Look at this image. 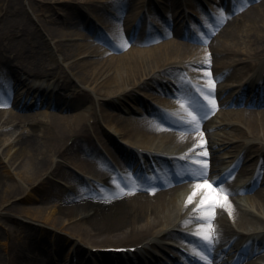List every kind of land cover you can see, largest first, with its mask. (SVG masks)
Listing matches in <instances>:
<instances>
[{"label":"bare ground","instance_id":"1","mask_svg":"<svg viewBox=\"0 0 264 264\" xmlns=\"http://www.w3.org/2000/svg\"><path fill=\"white\" fill-rule=\"evenodd\" d=\"M69 1L0 0V102L19 111L37 107L25 115L0 110V136L9 133L0 143V264H204L200 257L264 264V188L245 193L255 183L242 184L249 166L260 167L264 180V0H212L226 8L212 24L219 27L212 39L175 29L174 17L202 7L199 0H75L84 9L81 22L49 8ZM234 9L236 21L228 15ZM32 19L48 40L36 35ZM160 19L162 31L148 34ZM208 61L217 107L191 101L198 119L208 113L201 141L184 122L190 117L173 120L158 108L185 113L181 101L168 99L164 82ZM253 71L260 74L249 79ZM239 95L252 109H225ZM197 158L207 160L214 182L217 167L241 165L219 184L231 216L216 209L219 236L211 246L194 234L201 227L194 209L205 192L192 182Z\"/></svg>","mask_w":264,"mask_h":264},{"label":"snow or ice","instance_id":"2","mask_svg":"<svg viewBox=\"0 0 264 264\" xmlns=\"http://www.w3.org/2000/svg\"><path fill=\"white\" fill-rule=\"evenodd\" d=\"M207 59V58H206ZM204 76L207 77L206 80V89L200 88L199 91L204 94V99L206 100L205 107L209 108L211 111H215L217 104L214 96V87L215 81L212 78V74L210 71H205ZM2 106V105H0ZM180 108L183 109L188 117L189 120L184 121L185 123L189 124L192 128V132H198L203 141V132L200 131V120L207 118V112L204 113L202 117L198 119L197 115L193 113L196 111L195 108H192L191 101H181ZM191 109V110H189ZM199 147H203V143L197 145ZM195 151V147L190 150L189 155ZM199 155V154H198ZM203 156H207V151L204 150L202 152ZM193 163L197 165V168L193 170V183L196 189H204V195L201 197L197 208L194 209V213L196 215L195 222L200 224L201 227L196 230L194 233L197 235L203 243L207 246L213 245L218 240V232L216 231V227L213 223L215 216H216V209L223 208L225 211H228L229 216H231V204L228 200V191L225 188L219 187V184L214 181L208 180L207 175V168L208 163L207 160H201L199 158L193 160ZM202 181V183H201ZM196 193L193 192L192 195L188 197V200L185 202V206L188 203H191L193 196ZM189 223H193V218H189L186 221V226ZM199 255V254H197ZM201 260H204V264H208V261L205 257H200Z\"/></svg>","mask_w":264,"mask_h":264},{"label":"rangeland","instance_id":"3","mask_svg":"<svg viewBox=\"0 0 264 264\" xmlns=\"http://www.w3.org/2000/svg\"><path fill=\"white\" fill-rule=\"evenodd\" d=\"M77 2L78 1H75V0H72V1H69V2H65V3H57V4H53L51 7L49 6V8H51L52 9V11L54 10V11H56V12H58V16H64L65 14H67V13H70L72 16L74 15V18L76 19V20H78V21H80L81 22V20H83V21H85L82 17L84 16L83 15V10H81V7H79V6H77ZM199 2H200V4L202 5V7H200V8H204V5H203V1L202 0H199ZM212 3V1H210V4ZM252 3H255V2H252ZM194 4H196V1L194 0ZM246 4L243 6L244 8H246ZM200 8H195L194 10H191V9H189V11L191 12V13H195V12H197V11H199V9ZM47 10H48V8H47ZM216 12H218L219 14L220 13H222L220 10H216ZM235 18V21L236 20H238V18H236V17H234ZM31 22V21H30ZM83 23V22H82ZM237 23V22H236ZM31 24V26L34 28L35 26H38V32L39 33H36V35L41 39V38H46V40H48L49 39V37L47 36V32H45L44 30H42L41 28H40V26L39 25H37L38 23L36 22V20H34V19H32V22L30 23ZM236 25V24H235ZM238 25V24H237ZM209 29H211V28H209ZM72 31H74L75 33H82V32H85V30H81V28H78V27H74V28H72ZM218 30H214V32H211L212 34H208V36L206 37L207 39H212V37L216 34V32H217ZM171 34H172V32H171ZM43 36V37H42ZM212 36V37H211ZM41 47H42V44H41ZM38 50V49H37ZM45 50H43V52H44ZM242 51V50H241ZM241 51H239V52H241ZM240 57H241V55H240ZM223 58V57H222ZM10 64H12V65H14V67H16V64L15 63H10ZM51 65H52V63H48V67H51ZM61 81L60 82H62L63 81V79H60ZM66 93H67V90L66 91H63L62 92V94H65L66 95ZM69 93H71V92H69L68 91V94ZM80 99H83L82 97H80ZM7 101H3V102H0V105H2V106H0V110L1 109H7V108H12L14 111H16V112H19L18 114L19 115H25V114H31V112H33L34 110H35V108L34 107H30V109H26L25 111H19V110H17V109H15L13 106L12 107H10V106H8L7 104L8 103H6ZM240 103H242V104H240V105H237L236 107H234V108H236V109H240V108H248V109H252L251 107H252V105H249V106H247V105H245L243 102H240ZM231 106H235L234 104H229L228 106H227V108H225V109H232V107ZM134 107H137V105H135ZM133 107V108H134ZM136 109V108H135ZM52 111H55V110H52ZM28 128H26V127H24V126H19V128H18V130H27ZM9 138V133H3L1 136H0V143H2V141H6L7 139ZM87 142V141H86ZM94 143H96L97 145H98V148L100 149V151L103 153V150H102V147H101V142H99V140H95L94 141ZM85 144V143H84ZM92 145H93V142H92ZM1 150H2V148H1ZM0 150V151H1ZM77 150V149H76ZM244 162H246V160L244 161ZM66 164H67V162H66ZM69 164V163H68ZM247 164V163H246ZM53 180H54V182H56L58 185H60V187H64V188H67V187H65V186H67V185H63L62 183H59V181L60 182H62L60 179H59V177L58 176H56V177H54L53 178ZM86 182H88V183H90L91 184V179H86ZM176 183H179V181H176L175 182V184ZM222 185H224V184H222ZM52 200H55V199H49V206H51L52 204H54V202L52 201ZM39 203H37V202H34V205H38ZM39 225H41V226H44V227H46V226H48L47 224H44V223H38ZM47 228V227H46ZM49 229V228H48ZM67 243L69 244V241H67ZM264 246V245H263ZM187 252V251H186ZM187 253H184V255H186Z\"/></svg>","mask_w":264,"mask_h":264}]
</instances>
